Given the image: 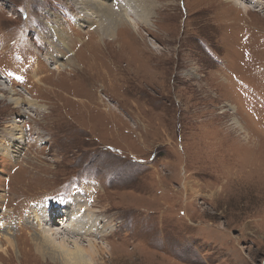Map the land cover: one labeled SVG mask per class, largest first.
<instances>
[{
    "label": "rangeland",
    "instance_id": "obj_1",
    "mask_svg": "<svg viewBox=\"0 0 264 264\" xmlns=\"http://www.w3.org/2000/svg\"><path fill=\"white\" fill-rule=\"evenodd\" d=\"M161 1L153 25L109 40L77 24L74 0H0V72L43 105L14 107L0 88V143L15 120L26 133L19 161L0 152L1 226L15 237H0V264H62L25 219L76 188L108 225L90 264H264V11ZM62 22L72 49L58 70Z\"/></svg>",
    "mask_w": 264,
    "mask_h": 264
},
{
    "label": "bare ground",
    "instance_id": "obj_2",
    "mask_svg": "<svg viewBox=\"0 0 264 264\" xmlns=\"http://www.w3.org/2000/svg\"><path fill=\"white\" fill-rule=\"evenodd\" d=\"M232 1L242 7L244 10H249L244 3L245 1L248 3L254 2L251 9H255L258 12L264 11V0ZM73 3L77 5L79 10L77 14V24L83 25L85 24V22L91 23L90 25L96 24L95 28H98L100 30V33L102 34L101 38L104 39L105 37H109V40L113 39L116 36V33L118 32L121 25H128L136 30L137 28H139V24H149L150 26L153 25L154 21L152 22V19L153 15H155V10L158 6L163 4L161 0H74ZM59 27L60 28L57 29L53 27V32L55 31L53 36L56 37L58 41L56 42L54 47L58 52H62V55L59 56L49 54V59L54 60V63L56 65L55 68L58 70L62 67L65 68L67 66V62L66 64H64L63 61L61 64L58 63L61 62V57L66 56L67 52H70V50L72 49L70 46V30L67 28L64 22H62L61 26ZM120 33H118L117 39H119ZM59 41L65 42V44H61ZM113 41L114 40H112V42ZM64 46L66 47V53L63 49H61V51L57 49L58 47L63 48ZM67 58H69V56H67ZM73 59L74 58H69L68 62L73 61ZM34 77L36 81L40 80L39 74L36 73ZM10 83V80L4 78L0 72V88L7 91H5V93H8L11 105L19 108L23 105H28V107L35 108L43 106L37 99H34L30 95H26L29 93V91L25 90V93L23 92V89H21L22 91L18 90V92L14 89V87H11ZM20 91L24 94H22ZM23 121V119L15 120V123L17 125H14V127H11L9 125V127H7L8 129L6 128L5 130V133L7 131L9 136L8 140H6L4 143H0V146H2L0 148L1 154H6L8 156L4 155L5 157L16 159L17 161L20 160V156L22 157L21 153H23V147L16 141L17 139H26V133L21 129L22 125L18 124ZM9 138L11 140V143L9 142ZM26 151L25 153L27 154ZM79 191L80 189L76 188L68 194L70 205H57L54 203V200L51 199L44 200L46 201V203H42V198V200H40L38 203L36 202L39 209L37 207L32 208L30 214L27 215L28 217L25 219V222L27 224H30V227L34 228L35 224L40 226V228L37 227L36 230L31 234V238L33 243L35 244L37 251H39V253L44 258L57 261L62 264H90L92 258H87L88 256H91L87 249L96 253L97 249L99 247H102L98 245V242L95 239H104V237L107 236L108 225H104L105 221L98 218V214H93L94 212L98 213V211L92 210L91 205L94 206V204L93 200L90 197L88 198L84 194H81L82 192L79 193L80 195H82L81 199H78L77 197H75V195H73L78 193ZM92 194L93 193H91V195ZM45 204L49 205L44 206ZM67 207H72V212L70 211V215L67 214ZM0 209H3V207ZM53 213H56L58 215L62 213V216L59 217L60 219H56L53 216ZM81 216H83V219H81ZM2 218H4V216ZM2 218H0V237L4 239L10 246L14 247V223L10 222L3 227L1 226V224L3 223ZM41 219L43 222H41ZM44 225L54 226L53 228H55L56 225H59L60 227L58 229L61 228L62 230L57 233L53 232L49 236V234L47 235L46 232H49L50 229L42 230V227ZM62 227H65L66 230L70 231L74 235H78L80 239L79 237L74 238L73 236L69 235V232H65ZM82 241H88L89 248L85 247ZM1 244L2 243H0V246Z\"/></svg>",
    "mask_w": 264,
    "mask_h": 264
}]
</instances>
